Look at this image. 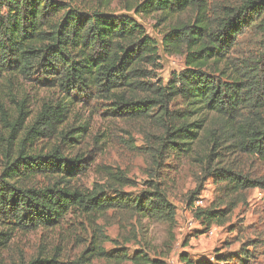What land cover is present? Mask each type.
Listing matches in <instances>:
<instances>
[{
	"label": "trees",
	"instance_id": "1",
	"mask_svg": "<svg viewBox=\"0 0 264 264\" xmlns=\"http://www.w3.org/2000/svg\"><path fill=\"white\" fill-rule=\"evenodd\" d=\"M113 3L0 0V264H7L17 234L57 231L71 211L91 230L76 259L64 260L59 244L13 264H167V253L153 257L142 237L129 253L127 243L142 234L119 241L98 223L110 210H126L138 220L168 223L174 240L177 211L157 178L136 196L125 190L136 183L120 168L105 166L106 181L91 188L78 182L82 155L70 156L59 142L76 131L68 126L75 93L93 92L117 115L148 126L156 138L155 177L165 156H191L225 184L228 198L194 208L204 232L229 221L242 201L235 195L264 186L234 165L239 154L264 161V0H123L118 13ZM152 15L168 26L164 50L185 57V68L167 82L156 75L157 41L135 19ZM247 29L255 32L256 48L239 51ZM28 84L48 93L34 94Z\"/></svg>",
	"mask_w": 264,
	"mask_h": 264
},
{
	"label": "rangeland",
	"instance_id": "2",
	"mask_svg": "<svg viewBox=\"0 0 264 264\" xmlns=\"http://www.w3.org/2000/svg\"><path fill=\"white\" fill-rule=\"evenodd\" d=\"M122 1L114 0L112 7L117 13L122 10ZM135 19L157 41L161 58L156 75L167 82L172 75L179 74L185 68L184 55L168 54L164 50L162 38L168 26L160 25L155 15L137 16ZM238 38L239 51H253L256 48L258 39L254 31L247 29ZM28 86L30 88L31 85ZM38 88L42 94L48 93L45 87L39 85L31 87L29 91L37 94ZM73 97L77 104L69 115L68 126L76 131L68 135L65 141L59 142L70 156L77 153L82 155L78 182L91 188L96 182L106 181L103 173L105 166L120 168L136 183L125 188L129 194L136 196L147 187V181L157 178L168 190L169 198L176 207L174 240L170 237L168 223L148 218L138 220L135 213L126 210H110L98 220L111 238L124 241L133 236L134 231L142 234L137 242L132 240L127 243L129 253L132 254L142 245L139 243L142 237V242H149L153 257L162 256L161 252L167 253L164 256L167 264H187L182 260V253H187L195 261L207 258L214 264H264V186L250 187L235 195L236 200L242 201L235 207L229 221L224 226H211L210 233L208 230L204 232L205 227L194 217V208L209 207L228 198L229 190L222 187L225 184L216 183L214 177L205 171L206 165L201 161L198 163L191 156H165L155 177L151 152L156 138L144 122L117 115L111 110L109 102L98 99L93 92L75 93ZM234 165L264 183V161L239 154L234 159ZM193 193L197 197L191 206L189 198ZM90 234L86 218L71 211L57 231L38 230L17 234L11 249L5 252V259L7 264H13L19 257L29 259L36 255L41 246L54 249L61 244L63 259L71 261L85 249ZM106 247L111 249L113 245L108 242ZM217 258H223V261ZM93 264L112 263L96 259ZM123 264L132 263L127 261Z\"/></svg>",
	"mask_w": 264,
	"mask_h": 264
},
{
	"label": "built area",
	"instance_id": "3",
	"mask_svg": "<svg viewBox=\"0 0 264 264\" xmlns=\"http://www.w3.org/2000/svg\"><path fill=\"white\" fill-rule=\"evenodd\" d=\"M210 229H211V228H210ZM210 229L208 230L209 233L212 231V230H210Z\"/></svg>",
	"mask_w": 264,
	"mask_h": 264
}]
</instances>
